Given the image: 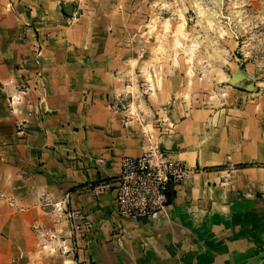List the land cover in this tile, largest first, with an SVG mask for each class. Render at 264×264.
I'll return each mask as SVG.
<instances>
[{
  "label": "crops",
  "instance_id": "obj_1",
  "mask_svg": "<svg viewBox=\"0 0 264 264\" xmlns=\"http://www.w3.org/2000/svg\"><path fill=\"white\" fill-rule=\"evenodd\" d=\"M142 1L0 0V264L264 261L261 61L240 63L253 89L226 88L212 105L189 106L155 79L146 98L115 108L134 88ZM154 145L199 170L165 213L121 217L99 185ZM71 210L89 227L72 233Z\"/></svg>",
  "mask_w": 264,
  "mask_h": 264
},
{
  "label": "rangeland",
  "instance_id": "obj_2",
  "mask_svg": "<svg viewBox=\"0 0 264 264\" xmlns=\"http://www.w3.org/2000/svg\"><path fill=\"white\" fill-rule=\"evenodd\" d=\"M141 8L133 18L139 63L125 83L134 88L118 103L126 109L155 79L176 84L189 106L218 103L243 59L264 57V0H143Z\"/></svg>",
  "mask_w": 264,
  "mask_h": 264
},
{
  "label": "built area",
  "instance_id": "obj_3",
  "mask_svg": "<svg viewBox=\"0 0 264 264\" xmlns=\"http://www.w3.org/2000/svg\"><path fill=\"white\" fill-rule=\"evenodd\" d=\"M233 38L237 41L239 39L237 34H234ZM260 63L264 69V57ZM153 75L155 76V73ZM28 89L26 81L16 86V96L9 97L11 111H16V104L22 100V95ZM117 105L126 109L121 103ZM119 166L118 175L111 181L102 182L99 188H112L118 215L135 219L165 213L171 202L173 187L199 170L198 167L189 166L185 161L165 153L159 145H154L140 155L123 156ZM66 214L72 233H80L89 227V221L81 211L71 210ZM62 249L65 251L64 247Z\"/></svg>",
  "mask_w": 264,
  "mask_h": 264
},
{
  "label": "water",
  "instance_id": "obj_4",
  "mask_svg": "<svg viewBox=\"0 0 264 264\" xmlns=\"http://www.w3.org/2000/svg\"><path fill=\"white\" fill-rule=\"evenodd\" d=\"M71 8H72V5H68V7L65 9V12L70 13ZM230 84L235 88H240L246 91L251 90L254 87L253 81L251 79H249L248 77L238 72H235L232 75L230 79ZM261 264H264V261Z\"/></svg>",
  "mask_w": 264,
  "mask_h": 264
}]
</instances>
